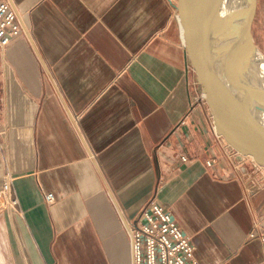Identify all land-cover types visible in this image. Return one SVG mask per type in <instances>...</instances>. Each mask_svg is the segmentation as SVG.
<instances>
[{"label": "crops", "instance_id": "crops-1", "mask_svg": "<svg viewBox=\"0 0 264 264\" xmlns=\"http://www.w3.org/2000/svg\"><path fill=\"white\" fill-rule=\"evenodd\" d=\"M7 1L0 188L9 173L19 213L0 214V264H131L125 224L149 201L200 264H264V168L222 157L178 0Z\"/></svg>", "mask_w": 264, "mask_h": 264}, {"label": "water", "instance_id": "water-1", "mask_svg": "<svg viewBox=\"0 0 264 264\" xmlns=\"http://www.w3.org/2000/svg\"><path fill=\"white\" fill-rule=\"evenodd\" d=\"M177 12L216 134L264 168V56L252 38L254 0H178Z\"/></svg>", "mask_w": 264, "mask_h": 264}, {"label": "built area", "instance_id": "built-area-1", "mask_svg": "<svg viewBox=\"0 0 264 264\" xmlns=\"http://www.w3.org/2000/svg\"><path fill=\"white\" fill-rule=\"evenodd\" d=\"M21 33V24L14 9L7 0L0 1V47H6L12 39ZM188 72L195 74L192 67H187ZM198 83L191 82V90L197 92ZM200 101L205 102V97L198 92ZM216 139L222 157L228 167L236 174L244 163L253 164L258 170L262 167L254 164L251 158L240 156L225 140L216 134ZM3 145L0 141V153ZM185 161V158H182ZM214 159L206 161L210 167ZM13 178L6 173L0 188V214L4 212L19 213V201L14 193ZM48 206L55 203L53 194L44 195ZM131 247V264H200L195 258V249L187 237L173 220L171 215L159 204L149 201L133 222L125 224ZM253 237V234H250ZM264 243V237H260Z\"/></svg>", "mask_w": 264, "mask_h": 264}, {"label": "rangeland", "instance_id": "rangeland-1", "mask_svg": "<svg viewBox=\"0 0 264 264\" xmlns=\"http://www.w3.org/2000/svg\"><path fill=\"white\" fill-rule=\"evenodd\" d=\"M251 32L255 45L264 56V0H254Z\"/></svg>", "mask_w": 264, "mask_h": 264}]
</instances>
